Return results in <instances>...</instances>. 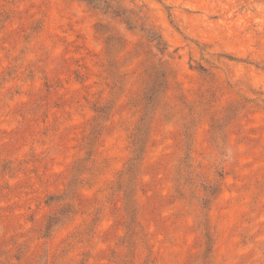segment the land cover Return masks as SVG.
I'll use <instances>...</instances> for the list:
<instances>
[{"label":"rangeland","instance_id":"rangeland-1","mask_svg":"<svg viewBox=\"0 0 264 264\" xmlns=\"http://www.w3.org/2000/svg\"><path fill=\"white\" fill-rule=\"evenodd\" d=\"M0 264H264V0H0Z\"/></svg>","mask_w":264,"mask_h":264},{"label":"trees","instance_id":"trees-1","mask_svg":"<svg viewBox=\"0 0 264 264\" xmlns=\"http://www.w3.org/2000/svg\"><path fill=\"white\" fill-rule=\"evenodd\" d=\"M50 222H52V221H50Z\"/></svg>","mask_w":264,"mask_h":264}]
</instances>
